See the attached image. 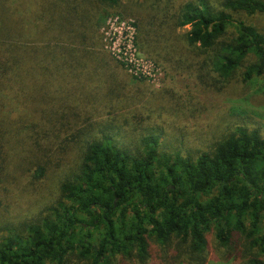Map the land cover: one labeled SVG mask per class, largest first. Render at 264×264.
I'll return each mask as SVG.
<instances>
[{
	"label": "trees",
	"instance_id": "16d2710c",
	"mask_svg": "<svg viewBox=\"0 0 264 264\" xmlns=\"http://www.w3.org/2000/svg\"><path fill=\"white\" fill-rule=\"evenodd\" d=\"M133 1L124 15L156 65L204 80H227L238 68L244 81L264 76V31L246 20L264 16V0ZM119 4L0 0V187L61 177L53 205L2 227L0 264H143L152 243L173 241L175 258L200 264L210 231L219 246L234 235L243 240L240 264H264V138L256 131L237 126L190 156L160 151L158 134L146 129L131 149L114 120L88 137V119L60 92L90 74L99 81V12ZM186 27L182 43L177 30ZM104 78L105 94L120 98L122 85ZM60 95L64 110L55 107ZM81 136L70 170L71 144Z\"/></svg>",
	"mask_w": 264,
	"mask_h": 264
},
{
	"label": "rangeland",
	"instance_id": "374dc122",
	"mask_svg": "<svg viewBox=\"0 0 264 264\" xmlns=\"http://www.w3.org/2000/svg\"><path fill=\"white\" fill-rule=\"evenodd\" d=\"M184 1L174 0V4ZM131 3L134 1L120 0V7L100 8L102 20L96 30L106 65L98 72L99 81H93L90 74L76 87L69 84L63 87L64 92L60 90L63 95L73 96L68 102L71 109L80 113L83 119H88V137L96 135L105 122L112 123L114 120V124H120L116 134L120 143L131 149L137 147L138 136L149 129V132L158 134L160 151H176L180 155L190 156L209 151L215 142L237 126L256 131L259 137L264 138V76L244 81L239 68L227 80L216 76L204 80L192 70L172 72L156 65L141 53L135 43V36L134 59L142 66H124L112 56L109 51L111 41L117 38L118 31L123 38L127 23H134L131 16L124 15V5ZM246 20L261 32L264 31V16L255 14L246 17ZM186 31L187 27L177 30L180 42ZM251 59L249 57L243 63ZM112 64L116 67L111 68ZM105 76L122 85L120 98H110L109 94H105L108 86L103 80ZM57 98L61 102L59 105V100L55 98V107L64 110L66 105H61L65 102L63 96ZM133 116H137V123H133ZM76 122L80 123V119L76 118ZM82 139L81 136L78 143L71 144L70 170L76 167L77 154L84 145ZM60 179L57 174L40 181L22 178L17 185H8L5 189L0 187V233L6 224L28 220L53 205L57 200ZM205 239L206 246L201 255L203 262L200 264H240L247 255L245 244L237 235L232 237L227 246L217 245L212 231L207 233ZM175 250V241L167 248L152 243L150 255L143 264H194L187 263L182 255L175 258ZM180 258L184 261L179 262ZM116 260L122 264H142L135 259ZM71 264L78 263L72 260Z\"/></svg>",
	"mask_w": 264,
	"mask_h": 264
},
{
	"label": "built area",
	"instance_id": "2783aa9c",
	"mask_svg": "<svg viewBox=\"0 0 264 264\" xmlns=\"http://www.w3.org/2000/svg\"><path fill=\"white\" fill-rule=\"evenodd\" d=\"M123 32H124L123 38L120 37L121 32L118 31L117 38H114L111 41V48L109 49L110 53L115 59L119 60V62L124 66L131 65L136 68L138 64L142 66L140 62L137 63L136 59H134V57L136 56L135 55L136 48L134 45L135 27L131 21L127 23ZM118 38H120L121 40L118 41ZM149 64L151 65V63ZM134 74H136L135 76H139L137 75V73Z\"/></svg>",
	"mask_w": 264,
	"mask_h": 264
}]
</instances>
